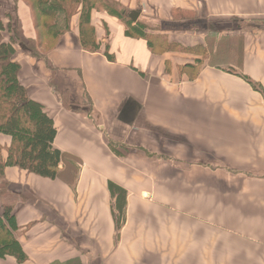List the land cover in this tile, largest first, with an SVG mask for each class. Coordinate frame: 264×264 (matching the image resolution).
Instances as JSON below:
<instances>
[{"label": "crops", "instance_id": "crops-1", "mask_svg": "<svg viewBox=\"0 0 264 264\" xmlns=\"http://www.w3.org/2000/svg\"><path fill=\"white\" fill-rule=\"evenodd\" d=\"M7 1L34 40L30 7ZM110 1L88 12L93 50L81 7L43 55L15 46L53 145L79 163L3 169L24 257L0 264H264V0ZM123 11L177 46L127 35Z\"/></svg>", "mask_w": 264, "mask_h": 264}, {"label": "trees", "instance_id": "trees-1", "mask_svg": "<svg viewBox=\"0 0 264 264\" xmlns=\"http://www.w3.org/2000/svg\"><path fill=\"white\" fill-rule=\"evenodd\" d=\"M30 7L36 37L30 40L33 57L44 54L52 47L59 36L69 28V19L82 8L80 18V37L84 47L95 48L93 27L88 23V12L93 7H104L107 11L113 6L110 0H24ZM1 6V5H0ZM110 12V11H109ZM125 22V33L129 36L145 37L149 45L161 47L177 46L167 42L162 35H150L143 31L142 26L132 25L125 12L118 13ZM8 22H5V19ZM11 19V20H10ZM13 21V23H12ZM10 34L4 38L3 31ZM19 38L18 27L12 20V13L3 12L0 8V134L10 137L8 144L0 143V196H3L6 182L2 171L6 166H16L41 177L55 179L65 171L76 173L79 161L53 145L56 128L51 117L42 106L32 100L26 88L18 79L19 63L13 61L15 43ZM184 51L192 49L181 48ZM219 66H222L221 64ZM234 71L232 65L226 66ZM236 71V70H235ZM255 86V85H254ZM5 152V157H3ZM67 169H62V168ZM71 174V175H72ZM74 178V176H72ZM0 215V257L14 256L22 260L24 253L16 239L13 229L12 205L3 202ZM117 221L122 217L123 210L117 208Z\"/></svg>", "mask_w": 264, "mask_h": 264}, {"label": "rangeland", "instance_id": "rangeland-1", "mask_svg": "<svg viewBox=\"0 0 264 264\" xmlns=\"http://www.w3.org/2000/svg\"><path fill=\"white\" fill-rule=\"evenodd\" d=\"M0 1H3V2L7 5V6H5L6 10H8V9L10 10L9 12L12 13V20L15 21V16H14V14H13L14 10H13L12 3L8 4L9 2H8L7 0H0ZM111 8H115V7L112 6ZM10 20H11V19H10ZM8 21H9V20L6 18V19H5V22H8ZM12 23H13V21H12ZM16 24H17V20H16ZM17 27H18V32H19V38H18V40L20 41V43L17 44V42H16L14 46H16V45L19 46V45H20L21 48H22L23 50L27 51L28 53H31V45H30V44L28 45L29 41L26 40L25 38H22L21 33H20V29H19V25H18V24H17ZM3 34H4V38L7 40L8 37H9V35H10V34H14V35H15V32L12 33L11 30H10V32H9V31H7V29H5V30L3 31ZM214 38H215V37H214ZM18 40H16V41H18ZM235 41H236V40H235ZM237 44H238V43H237ZM202 49H203V48H202ZM203 51H204V50H203ZM15 56H17L16 51L14 52L12 58L15 57ZM203 58H205V57H203ZM1 199H2V198H1Z\"/></svg>", "mask_w": 264, "mask_h": 264}, {"label": "water", "instance_id": "water-1", "mask_svg": "<svg viewBox=\"0 0 264 264\" xmlns=\"http://www.w3.org/2000/svg\"><path fill=\"white\" fill-rule=\"evenodd\" d=\"M138 13H139L138 10H132V11L130 12V14H129V18H130L131 20H135L136 17H137V15H138Z\"/></svg>", "mask_w": 264, "mask_h": 264}]
</instances>
